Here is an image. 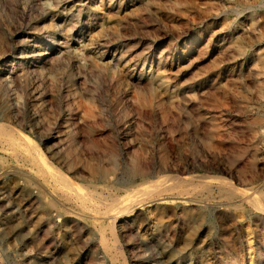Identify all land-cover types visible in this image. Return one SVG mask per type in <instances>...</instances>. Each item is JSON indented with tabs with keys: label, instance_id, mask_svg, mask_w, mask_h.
Returning <instances> with one entry per match:
<instances>
[{
	"label": "rangeland",
	"instance_id": "374dc122",
	"mask_svg": "<svg viewBox=\"0 0 264 264\" xmlns=\"http://www.w3.org/2000/svg\"><path fill=\"white\" fill-rule=\"evenodd\" d=\"M263 30L262 0H0L11 263L264 264V209L247 198L264 195ZM30 141L106 196L161 174L186 182L145 203L127 195L126 215L88 213Z\"/></svg>",
	"mask_w": 264,
	"mask_h": 264
},
{
	"label": "bare ground",
	"instance_id": "6f19581e",
	"mask_svg": "<svg viewBox=\"0 0 264 264\" xmlns=\"http://www.w3.org/2000/svg\"><path fill=\"white\" fill-rule=\"evenodd\" d=\"M88 1V0H87ZM92 1V0H91ZM262 1H264V0H262ZM217 2V1H216ZM246 3H247V1H245ZM263 3V2H262ZM214 5H215V3H213ZM218 4V3H217ZM255 4V3H254ZM252 5V4H251ZM256 5V4H255ZM257 5H259V4H257ZM230 6V5H229ZM250 6V5H249ZM248 6V7H249ZM252 8H254V5H253V7ZM256 9V8H255ZM248 10H250V8L248 9ZM237 11V10H236ZM251 11V10H250ZM259 12V11H258ZM239 13V12H238ZM237 13V15H239ZM247 13V12H246ZM260 13V12H259ZM215 16V15H214ZM248 17V16H247ZM260 17V16H259ZM236 19V18H235ZM248 19V18H247ZM246 19V20H247ZM255 20V19H254ZM262 21V20H261ZM245 22V21H244ZM240 23H242L241 21H240ZM263 24V23H262ZM262 24H261V26L260 27H262ZM230 25V24H229ZM232 25V24H231ZM230 25V26H231ZM238 25V24H237ZM246 25V24H245ZM241 27V26H240ZM257 27V26H256ZM255 27V28H256ZM235 28V27H234ZM264 31V30H263ZM250 33V32H249ZM248 33V34H249ZM245 35V34H244ZM264 35V34H263ZM241 36H243V34L241 35ZM35 52V51H34ZM49 55V54H48ZM48 62V61H47ZM34 63V62H33ZM44 63V62H43ZM41 64H42V62H41ZM41 66V65H40ZM44 66V65H43ZM31 69V68H30ZM3 77V76H2ZM5 78V77H4ZM9 80V79H8ZM10 82V81H9ZM8 82V83H9ZM13 82H15V81H13ZM5 83V82H4ZM6 84V83H5ZM6 89H9V88H6ZM6 92H7V90H6ZM4 109V108H3ZM7 111V110H6ZM5 125V124H4ZM9 135H11V133L10 132H8L7 131V129L5 128V126H3V124L2 123H0V136L2 137V136H4V137H6V136H9ZM23 135H25V134H23ZM11 137V136H10ZM12 137H13V135H12ZM11 137V138H12ZM15 137V136H14ZM7 139L8 140H16L15 138L14 139H9V137H7ZM31 140V139H30ZM13 141V142H14ZM15 142H18V140L17 141H15ZM20 143H18L17 145H19ZM23 145V144H22ZM33 145H34V147H33ZM25 146H26V144H25ZM25 146H23V148L25 149L26 147ZM28 146H31L32 148H34L35 149V151H36V153L38 154V156H39V158H40V163L42 164V165H44V166H46V168H47V171L49 172V174L54 178V180L55 181H57L58 180V182H60V186H61V189H68V190H72L74 193H75V195H78L77 197H79L80 196V198H78V199H80L81 200V202H82V204L81 205H83L85 208H87L88 210H85V211H88V213H90V210L89 209H91V208H93V207H97V209L99 208V207H101V205H104V208L105 209H103L104 211H105V213H107L108 211H120L122 214H124V215H126L128 212H129V209H127V208H129L128 206L126 207H124V205H123V198L124 197H126L127 195H132L133 197H134V201L135 200H138V201H144V200H146L147 199V201H151L152 199V197H154L155 195H154V189H155V187H157V186H160L163 190H168V189H170V190H172V189H175L176 190V188L178 189V187H180V185H182L184 182H186L185 181V178H184V176H180V175H177V174H170V173H168V174H161V175H159V176H157L156 178H154V179H152V180H148V181H143L142 183H140V184H138V185H136V187L134 188V190L132 191H129V190H125V192L123 193V194H113V195H103L102 193H99V192H96L95 191V189L94 190H89V186H88V188L86 187V186H83V185H81V183L80 184H77V182H75L69 175H67L64 171H62V169L60 170L57 166H55L52 162H50L49 160H47L46 159V157H44V152L42 153L40 150L41 149H38V147H35V144H33V141H30V144L28 145ZM20 147V146H19ZM37 148V149H36ZM22 149V148H21ZM62 153V152H61ZM46 154V153H45ZM30 157V156H29ZM136 158V157H135ZM163 162V161H162ZM137 164V163H136ZM134 165V164H133ZM32 166V165H31ZM140 166V165H139ZM134 168V167H133ZM146 168V167H145ZM148 168V167H147ZM33 169V168H32ZM34 170V169H33ZM142 170V169H141ZM177 170V169H176ZM34 172H35V170H34ZM132 172V171H131ZM130 172V173H131ZM33 173V172H32ZM39 173V172H38ZM78 173V172H77ZM80 173V172H79ZM140 173H141V171H140ZM49 174H48V176H49ZM104 174H105V172H104ZM104 174H103V176H104ZM132 174V173H131ZM208 174V173H207ZM182 175V174H181ZM51 176H49V177H51ZM143 176V175H142ZM187 176V175H186ZM200 177H206V176H199L198 177V180H199V178ZM211 177H214V176H211ZM108 178H110V177H108ZM145 178H147V177H145ZM144 178V179H145ZM207 178V177H206ZM206 178H204V180L206 179ZM217 178V176L214 178V179H216ZM208 179L210 180L211 179V181L213 180L212 178H210V176L208 177ZM217 179H219V180H221V181H226L225 179H223V178H219V176H218V178ZM215 180V183H216V181L218 182V180ZM115 180V179H114ZM138 180V179H137ZM201 180H203V179H201L200 178V181ZM204 180L203 181H201V182H203L204 183ZM207 180V179H206ZM98 181V180H97ZM111 181V180H110ZM116 181V180H115ZM114 181V182H115ZM189 181V180H188ZM199 181V182H200ZM208 181V180H207ZM206 181V182H207ZM214 181V180H213ZM51 182H52V180H51ZM122 182V181H121ZM132 182H134V180H132ZM140 182H141V180H140ZM195 182V181H194ZM193 182V183H194ZM105 183V182H104ZM109 183V182H108ZM115 183H117V182H115ZM124 183V182H123ZM196 183V182H195ZM210 183V182H209ZM231 183H232V181H231ZM53 184V183H52ZM55 184V183H54ZM113 184V183H112ZM133 184V183H132ZM135 184V183H134ZM206 184V183H205ZM233 184V183H232ZM232 184H230L229 183V187H230V185H231V190L232 189H234V190H236L235 192H237V190L239 189L240 190V188H237L234 184H233V186H232ZM80 185V186H79ZM90 185V184H89ZM99 185V184H98ZM108 185H110V184H108ZM197 185V184H196ZM198 185H199V183H198ZM55 186V185H54ZM117 186V185H116ZM129 186H131V185H129ZM184 186V185H183ZM191 186V185H190ZM200 186V185H199ZM211 186V185H210ZM1 187V186H0ZM92 187V186H91ZM94 187H95V185H94ZM109 187H112V186H109ZM185 187H188V185L186 184L185 185ZM201 187H203V186H201ZM215 187H216V185H215ZM218 189H221L222 188V185L221 184H219L218 186ZM233 187V188H232ZM4 188H5V186H4ZM58 188H60L59 186L57 187V189ZM184 188V187H183ZM209 188V187H208ZM227 188V187H226ZM250 188V187H249ZM255 188V187H254ZM257 188V187H256ZM255 188V189H256ZM181 189V188H180ZM187 189V188H186ZM191 189H192V187H191ZM198 189V188H197ZM196 189V190H197ZM254 189V190H255ZM59 190V189H58ZM103 190V189H102ZM122 190H124V189H122ZM201 190V189H200ZM224 190V189H223ZM244 190H245V188H244ZM252 190V189H251ZM260 190V189H259ZM262 190V189H261ZM6 191V190H5ZM62 191V190H61ZM108 191V190H107ZM117 191V190H116ZM179 191V190H178ZM186 191V190H185ZM191 191V190H190ZM195 191V190H194ZM204 191V190H203ZM205 191H206V189H205ZM211 191V190H210ZM227 191V190H226ZM63 192V191H62ZM61 192V193H62ZM71 192V191H70ZM196 192V191H195ZM228 192V191H227ZM231 192V191H230ZM68 194H69V192H67ZM72 193V192H71ZM169 193V192H168ZM172 193V192H171ZM174 193V192H173ZM180 193H181V191H180ZM180 193H178L177 192V194L179 195ZM224 193V192H223ZM233 193V192H232ZM232 193H230V194H232ZM242 193V192H241ZM262 192H260V193H257V192H249L248 194H249V197H247L248 198V202H251L252 204H253V206L252 207H254V205L256 206V207H258V208H260L261 210L262 209H264V195L263 194H261ZM264 193V192H263ZM184 194H185V192H184ZM188 194V193H187ZM211 194V193H210ZM229 194V193H228ZM237 194H239L238 192H237ZM245 194V193H244ZM64 195V194H63ZM74 195V194H73ZM161 195H162V193H161ZM173 195V194H172ZM158 196V195H157ZM169 196V195H168ZM132 197V198H133ZM185 197H187V196H185ZM230 197V196H229ZM241 197H243V195L241 196ZM75 198H76V196H75ZM132 198H131V200H132ZM166 198V197H165ZM184 198V197H183ZM189 198V197H188ZM192 198V197H191ZM208 198V197H207ZM244 198H246V197H244ZM157 199V198H156ZM159 199V198H158ZM157 199V200H158ZM170 199V198H169ZM205 199V198H204ZM72 200V199H71ZM75 200V199H74ZM80 200L79 201H77V202H80ZM162 200V199H161ZM187 200V199H186ZM185 200V201H186ZM189 200V199H188ZM192 200V199H191ZM207 200V199H206ZM210 200H212V199H210ZM209 200V201H210ZM244 200V199H243ZM163 201V200H162ZM201 201H203V200H201ZM130 202H132V203H134L133 201H130ZM136 202V201H135ZM146 201H144V203H145ZM177 202V201H176ZM193 202H195V201H193ZM200 202V201H199ZM244 202V201H243ZM246 202V201H245ZM75 203V202H74ZM78 204V203H77ZM227 204V203H226ZM126 205V204H125ZM165 205V204H164ZM182 205V204H181ZM206 205V204H205ZM216 205V204H215ZM218 205H219V203H218ZM221 205H224V204H221ZM250 205V204H249ZM248 205V206H249ZM82 206V207H83ZM146 206V205H145ZM204 206V205H203ZM210 206V205H209ZM78 207H80V206H78ZM81 207V208H82ZM83 207V208H84ZM160 207V206H159ZM184 207V206H183ZM192 207V206H191ZM218 207V206H217ZM181 208V207H180ZM197 208V207H196ZM219 208H220V206H219ZM135 209V208H134ZM174 209V208H173ZM178 209V208H177ZM213 209V208H212ZM78 210V209H77ZM82 210H84V209H82ZM94 210V209H93ZM99 210V209H98ZM98 210H96V211H98ZM179 210V209H178ZM218 210H220V209H218ZM99 211H101V210H99ZM132 211V210H131ZM135 211V210H134ZM58 212V211H57ZM94 212H95V210H94ZM259 212H263V211H259ZM85 213V212H84ZM120 213V214H121ZM174 213V212H173ZM179 213V212H178ZM264 213V212H263ZM91 214H92V212H91ZM96 214V213H95ZM90 215V214H89ZM94 215V214H93ZM118 216V215H117ZM92 217V216H91ZM104 217V216H103ZM129 217V216H128ZM146 218V217H145ZM99 219V218H98ZM106 219V218H105ZM104 219V220H105ZM125 219V218H124ZM152 219V218H151ZM156 219V218H155ZM119 220V219H118ZM156 221V220H155ZM157 221H159V220H157ZM109 222V221H108ZM153 222V221H152ZM98 223V222H97ZM113 223H114V220L112 219L111 220V227L113 228ZM131 224H132V222H131ZM107 225V224H106ZM109 225V224H108ZM173 225V224H172ZM107 228H108V226H107ZM115 229V228H114ZM228 231V230H227ZM103 234V233H102ZM115 234V233H114ZM239 235V234H238ZM236 236V235H235ZM104 237V236H103ZM233 238V237H232ZM253 238V237H252ZM225 240V239H224ZM249 241V240H248ZM227 243V242H226ZM118 246H119V244H118ZM242 246V245H241ZM120 247V246H119ZM251 248V247H250ZM121 249V248H120ZM122 251V250H121ZM243 252V251H242ZM241 253V252H240ZM242 254V253H241ZM237 257V256H236ZM240 257V256H239ZM238 257V258H239ZM242 257V256H241ZM234 258V257H233ZM152 260V259H151ZM178 262V261H177Z\"/></svg>",
	"mask_w": 264,
	"mask_h": 264
},
{
	"label": "built area",
	"instance_id": "2783aa9c",
	"mask_svg": "<svg viewBox=\"0 0 264 264\" xmlns=\"http://www.w3.org/2000/svg\"><path fill=\"white\" fill-rule=\"evenodd\" d=\"M0 264H12L6 249L0 244Z\"/></svg>",
	"mask_w": 264,
	"mask_h": 264
}]
</instances>
